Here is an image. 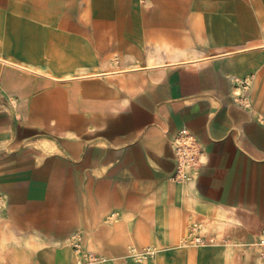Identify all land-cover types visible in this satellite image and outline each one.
I'll return each mask as SVG.
<instances>
[{"label": "crops", "instance_id": "obj_1", "mask_svg": "<svg viewBox=\"0 0 264 264\" xmlns=\"http://www.w3.org/2000/svg\"><path fill=\"white\" fill-rule=\"evenodd\" d=\"M263 234L264 0H0V264H264Z\"/></svg>", "mask_w": 264, "mask_h": 264}, {"label": "built area", "instance_id": "obj_2", "mask_svg": "<svg viewBox=\"0 0 264 264\" xmlns=\"http://www.w3.org/2000/svg\"><path fill=\"white\" fill-rule=\"evenodd\" d=\"M248 96L242 97V103H246ZM203 149L196 136L187 129H181L175 138L176 167L174 177L177 180H188L192 174L197 173L203 165ZM200 243V237L194 238ZM264 245L263 243H261ZM151 254L154 251H150Z\"/></svg>", "mask_w": 264, "mask_h": 264}, {"label": "rangeland", "instance_id": "obj_3", "mask_svg": "<svg viewBox=\"0 0 264 264\" xmlns=\"http://www.w3.org/2000/svg\"><path fill=\"white\" fill-rule=\"evenodd\" d=\"M262 239H264V234L263 235H259L257 242L259 241V243H262ZM191 240H192L193 244L196 243L194 239H191ZM181 242H182L183 245H187L188 244L186 238L181 239ZM211 245H213V244H210L208 242V240L207 241L206 240L205 241H201L200 243H197V246L199 247L201 252L204 250L205 247L211 246ZM262 249L264 250V245L262 246ZM143 260H144V258H143ZM208 264H216V263L213 261V262L208 263ZM237 264H248V263L237 261Z\"/></svg>", "mask_w": 264, "mask_h": 264}, {"label": "bare ground", "instance_id": "obj_4", "mask_svg": "<svg viewBox=\"0 0 264 264\" xmlns=\"http://www.w3.org/2000/svg\"><path fill=\"white\" fill-rule=\"evenodd\" d=\"M262 243H264V239H262Z\"/></svg>", "mask_w": 264, "mask_h": 264}]
</instances>
